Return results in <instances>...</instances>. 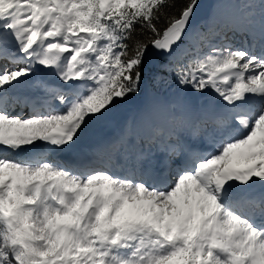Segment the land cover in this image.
<instances>
[{"label":"bare ground","instance_id":"6f19581e","mask_svg":"<svg viewBox=\"0 0 264 264\" xmlns=\"http://www.w3.org/2000/svg\"><path fill=\"white\" fill-rule=\"evenodd\" d=\"M63 4L60 0H0V32L3 36V40H0V66L7 65L13 68L6 79L11 78L12 74L23 70L25 74L16 84L26 86L22 91L28 93L36 101L50 105V107H33L28 111L24 105H19L14 100L7 99V106H4L8 111L4 112V106L0 102V205L2 204L5 213V215H0V240L8 235L5 225H12L13 221L16 223L13 226L16 238L13 239L12 243L7 241V256L0 250V264H19V261L22 264H27L28 259L35 261L36 264H99L98 261L102 258L99 256L100 252H96L97 245L92 243L91 240L101 242L109 233L111 236L110 245L113 249L117 248V244L113 239L118 238L120 244L138 243L142 245L140 253L142 255L153 252L166 253L168 258L174 261L178 240L174 236L169 237L170 228L169 226H163V217L154 218L150 222L146 220L138 222L135 219L133 220L132 216H127V214L124 218H120L118 216V210L121 208L118 205L120 204L111 198V191L106 189L107 186L106 188L98 187L94 191L85 192L83 202L77 205L78 210L72 209L66 216L67 220L71 222L66 235H61L60 225L53 221L51 229L53 238L50 240L41 233V225L37 222L30 220L28 223L37 232L27 227L26 215L37 218L43 213H38L36 210L29 213L28 208H39V203L36 199H32L29 204H26L23 202L21 195L27 197L30 195L28 191L34 190L35 196L36 192H39L42 196L56 195L57 200H60L64 193L72 201L74 193L71 189H74L75 186L95 185L104 180L100 173H110V170L117 171L114 179L149 180L148 183L159 190L169 189L173 181L178 183L177 180L182 178L183 175L184 177L180 179L181 182L178 185L183 184L181 186L182 190L180 189L181 193L188 190L189 186L196 182L206 185L208 178L204 177L210 171L213 173L214 168L212 163L207 162L212 161L214 157L222 153L223 145L232 140L237 131V128H230V113L223 108V102L230 103L232 95L224 88L225 85L220 81V78L233 75V82L240 83L241 88L239 87L238 90L236 88L233 96L235 95L236 100L247 103L242 108L251 116V125L245 129L246 131L241 138L229 144L243 145L244 141L250 139V131L255 126L257 115L260 114L258 117L264 118V78L257 75L261 74L262 71L264 74V47L258 42V36L255 37L254 20H247L246 16L249 15V11L244 12L241 15L242 18L239 17L237 14L238 9L233 7L229 0H214L208 18L191 26L180 37L188 42V39H193L201 26L210 28L217 25L221 20L225 21L222 22L223 24L231 27L232 34L225 32L217 39H221L222 36L225 39L230 38L228 44L232 47H229L230 49L228 48L226 51L233 57L234 61H237L226 63L223 69H217L214 77H212L215 84L207 83L211 85L209 88H200L195 83L192 87L186 86V88L178 85L174 89L172 87L171 92L161 93L162 95L155 101H153V98L142 96V98H131L118 105L112 103L98 112H92L88 119L89 123L85 127V132L77 140L76 136L79 130L84 129L81 125V115H79L76 119H72V124H69L71 121L68 120H66L64 126L61 124V134L58 138H55L56 145H59L60 140H72L69 141L70 144L64 154L59 155L58 158L52 157L49 159L45 153L46 144L44 143H54L50 141V137H53L55 131H51L42 138L40 143L33 142L34 146L30 150L38 151L33 156L15 159L13 155L17 153L18 149L23 148L17 146L18 144H16L13 137L18 132L15 131L16 127L24 132L28 129L35 132L37 128L45 124L46 116L56 115L54 113L60 105L66 110H71L81 104L82 101H78V97H85L87 93L82 92L80 85L76 83L82 82L83 86H87V81L92 79L95 82V86H93L95 88L102 86L99 78L104 73L108 74L107 70L103 72L99 69L101 60L98 63L97 56L93 54V42L89 43L88 41L86 43L87 37L83 38L86 36L83 35L84 32L78 36L71 28L70 22L69 24L67 22L65 25L63 24V15L67 11ZM5 7H8L7 11ZM252 10L261 11L260 8H252ZM226 16L231 17L232 21L227 22ZM235 17L242 20L235 19ZM167 42L173 43L172 39H168ZM221 43L220 40L219 51H224L225 46L223 45L222 49ZM98 46L95 47L96 50H99L97 49ZM23 52L24 54H22ZM257 52L261 56H256L255 53ZM98 55L101 58V51L98 52ZM72 71L79 73L75 79L76 83L69 82L67 86H61L57 82V78H53L58 74V78L66 82V77L70 75L68 72ZM0 75L6 76L3 72ZM198 79L202 80L200 77ZM71 80L69 79V81ZM254 82L255 84H253ZM260 84H262L261 89L255 91V85L259 86ZM150 88L154 91L157 89L155 87ZM5 89H8V87H5ZM195 89L201 93H206V96L195 95L192 93ZM54 97L61 98L63 102L56 104ZM217 97L227 99L218 101L219 98ZM205 98L217 102L205 101ZM230 108L232 107L230 106ZM32 115H38L39 118H31ZM173 117L177 119L172 121ZM242 126L243 124H241ZM207 128L218 134L219 151L212 152L207 156H200L197 151H192L188 155L192 162L185 165L188 167L184 170L180 169L179 166L167 165L165 172L152 176L151 171L143 175L137 169L139 167L143 169L141 165H144V163L137 160L135 154L139 152L150 153L144 144L154 145L163 151H174L178 148V141L182 137H186L192 143L194 136L201 134L203 141L209 142L213 136L210 138ZM256 135L257 139L244 147L245 152L252 143H264V123L257 130ZM240 139L242 140L240 141ZM20 142H24L22 137ZM182 148L183 146L179 147V153H181ZM7 149H9V152H7ZM39 151L43 153L41 160L48 159L56 165L57 169L53 172L56 174V179L30 176L41 170L37 164V159L40 156ZM11 152L13 154L10 155ZM63 156H65V159ZM8 159L16 161L18 164L9 163ZM197 160L199 162L195 163ZM237 161H233L225 169L224 179L221 182L223 187L227 186L224 193L222 194L221 190H215L216 197L207 203V208L213 206L219 208V211L213 217H206V220L201 223L202 227H209L210 232L207 231V237L214 244L213 248L217 250L221 258L224 257V252L220 250V246H227L225 244L227 237L224 238V235H219V232L228 231L227 228L223 227L222 214L224 210L235 212L238 216L245 218L252 227L254 225H264V170L257 171L254 170V166H246L245 164L238 166L239 161ZM146 169H150L148 163ZM16 170H19L20 173H17ZM124 171L128 172V176L123 174ZM195 171H200V178L196 175L187 176V174ZM151 176L152 178H150ZM29 177H31V180L27 181ZM71 177L79 180L73 183ZM66 178L69 180V184H65V187H63L61 183ZM135 186L142 185L135 183L129 185V187ZM66 187L68 188L66 189ZM198 187H201V191H203L200 184ZM196 190L198 192V189ZM203 194L195 198L190 196L187 204L198 206L199 202L205 201ZM161 196L166 199L167 195L159 193V197ZM184 196V199L179 201V198L174 195L176 202L185 203L187 195ZM223 198L224 200L221 201L220 199ZM104 203H107V207L103 210L100 220L93 224L92 216L95 212V206ZM218 203L221 204V207L217 206ZM23 208L25 210L21 215ZM206 210L196 209L195 212L202 214ZM116 213L117 219L113 223H109ZM233 219L237 218L234 217ZM21 222L25 225L23 228ZM76 227L79 228L78 237L81 239L74 236ZM231 228H235V225H232ZM89 231H92L91 234H89ZM122 232L125 233L122 234ZM25 233H28L35 241L37 238H46V242L55 243L54 247L61 243L62 248L45 247L42 249L41 243H29L28 234ZM139 235H142V237L136 238L131 243L125 241L126 238ZM258 235L264 237V233ZM85 236H90V240H85ZM148 238L157 242L159 246L157 248L151 247L146 243ZM231 238H235V235H231ZM11 246L15 247L10 248ZM26 252L30 254L26 256ZM43 252H50L52 255L49 259L35 256ZM130 253L131 251H127L123 255L117 254L102 260L104 264H112L114 259L121 258L118 264H129L123 256L127 255L128 258ZM14 257L18 258V263L12 261ZM54 261L55 263H52Z\"/></svg>","mask_w":264,"mask_h":264},{"label":"rangeland","instance_id":"374dc122","mask_svg":"<svg viewBox=\"0 0 264 264\" xmlns=\"http://www.w3.org/2000/svg\"><path fill=\"white\" fill-rule=\"evenodd\" d=\"M67 1L69 3L68 6L69 9L63 15V24L65 25L66 22L67 24H69L70 22L71 28L73 29V31H75V33L78 36L81 35L82 32H84L83 35L86 36H84L83 38L87 37L85 42L86 43L88 41L89 43L93 42V46H94V49H92L93 53L96 50L95 47L99 45L97 48L99 49L98 51H101V64L99 69L103 72L107 70L108 74L106 75L104 73L99 78L100 82H102V86H98L93 93L88 94L85 100L82 101V98L80 97L78 98V101H82L78 107L71 110H60L54 113L56 115L50 114L46 116L47 119H45L46 120L44 122L45 124H43L42 127L37 128L35 132L31 129L25 130L24 132L22 130H19L18 127H16L17 129L15 131L18 132H16V135L13 137L15 138L18 147H23V148L29 147L28 144L37 142L38 140H40L38 141L40 143L42 138L45 135H48V133L52 131L51 129L54 127L55 124H59V125L62 124L64 126V124L67 122L66 120L68 119H69L68 121H71V123L69 124H72V119H76L79 115H81L82 118L81 125L84 127V129L79 130L76 136L77 137L76 139L78 140L80 138V135L83 132H85V127L89 123L88 119L89 116L92 115V112L93 111L98 112L99 110H102L105 106H108L115 102V100L119 96L118 91H115L110 98L102 99V97L105 94H107V92H111V90L113 89V85H115L119 81L122 72L128 69L129 66L134 64V62H131L127 64V67H125L119 61L117 57L118 56L117 53L111 47L113 38L115 36L111 28L112 24L108 20L103 21V15L112 9L114 3L117 1L119 2L120 5L122 4L123 0H102V1L100 0L98 4L99 15L96 18L93 17V13H91L90 10L88 11L86 9L87 7L86 4L88 3L90 4L91 0H67ZM129 1L131 3H135L137 0H129ZM246 7H248V5H246L245 8ZM230 18L231 17H227V22L232 21V19ZM236 18L239 17H235V19ZM239 20L242 19L239 18ZM203 27L204 26H201V28L199 29H203ZM199 29L197 30V32L199 31ZM212 33L213 30L211 31V34ZM228 34H232V29L231 32ZM191 39L192 38L188 39V42L191 41ZM166 40L167 39L163 37L158 44L152 46L150 52L146 54V56L141 58V62L144 64V68H145V71L143 72V77H144L143 89L140 93L141 98L142 96L143 97L146 96L150 98L154 97L155 99V95H157V93L151 91L152 88L150 87L157 88L156 90L160 92L159 94L164 92L168 93L167 91L171 92L172 89L171 90L169 89L172 87L174 89L178 87V85H182L184 88H186V86L192 87L193 83L196 82L195 79L196 73L193 72L191 76L188 77L189 75L187 73L188 72L187 67H183L180 64L181 62L184 63V61L188 58L189 52L192 53L193 51H199L201 55L200 56L201 60L206 62V64L208 65L212 64L213 66L220 67V69H223L225 67V64L228 62L233 63L237 61V60L234 61L233 57L230 56L229 53L226 51L228 50L229 47L232 46H229L228 44L229 39H225L223 36L221 38V42H222L221 48L223 49L222 46L224 45L225 46L223 49L224 51H220L219 53L217 52V54H213V51H217L216 46L210 45V47L212 46L211 51H209L208 49L206 50L201 48L200 50L192 49L188 52L189 48H187V46L185 45L188 44V42H186V40H184L183 38L179 37V39L172 45L168 44ZM204 44L206 45V43ZM202 51L207 52L208 56L202 53ZM162 65H167V67L172 68L171 71H167L169 77L167 75L165 77H161L160 73L157 74V72L155 71V69L161 67ZM200 74L202 73L200 72ZM262 74L263 71L261 74L259 73L257 75L259 77L263 76L264 78V74L263 75ZM171 81H173L172 83L173 86L171 85ZM238 83L239 82L237 81L234 82L233 84L234 89L237 88L238 90L241 88L240 83L239 84ZM196 84L200 88H205V87L209 88L211 86L210 84H207V82L204 84L203 81L200 82L198 81V83ZM253 84H255V82ZM261 87L262 84H260L259 86L255 85V91H257V89H261ZM96 104L97 106L96 108H94L93 106H95ZM82 112L83 114H81ZM37 116L38 115H32L31 118L33 117L39 118ZM258 116H260V114L257 115L255 126L250 131L249 140L244 141L243 145L240 144L232 145L229 144L231 142H227L225 145H223L224 149L222 153L219 156L214 157L212 159V161L214 162L213 163L214 166H216L215 167L216 170L213 169V173L212 171H210L206 174V178H208L206 180L207 182L206 185H203L201 182H199V184L203 187L204 192L201 191L202 188L198 187L199 184L196 182L197 184L194 183L190 185L188 190H185L183 191V193H181L182 190L181 186H183V184H180L181 186L178 185L181 182L180 179H182L184 175L182 176V178H179L177 180L178 183L176 182L174 183L173 181L171 187L165 190H159L153 186L144 185L140 183V181L138 180L137 182L134 183L137 185L142 184V186L129 187L130 184H128V182L123 180L121 181L104 180L101 181L99 185H96L98 187H105V188L107 186L106 189H109V191L111 190L116 191L117 194L114 197V201L115 202L121 201L120 205H118L119 207H121L119 208L120 210H118L119 212L118 216L120 218L121 217L124 218L126 214L129 217L132 216V218H135L136 216H140V217L145 216L146 221L150 222L154 218L159 219L163 217V221H162L163 226H169L170 228L169 237L174 236L178 240L176 257L174 261L171 258H167L165 261H162L160 263L157 260H155L153 261L152 264H204L201 262V259L204 257V255L208 258V262H206V264H213V263L217 264V262L220 264H264V237L258 235L259 233L255 232L254 229H251L250 226L245 224L243 225L242 217L238 216V219H233L232 212H229L227 210L223 211L222 214V217L224 219L223 227L227 228L228 231L225 232L220 231L219 235L222 236L224 235V238L227 237L225 244L227 245V247L228 246L230 247L229 249H231V252H229L228 254L225 253L226 255L222 258L220 255L216 253L217 250L213 248L214 244H212V242L207 237L208 232H210L208 230L209 227L201 226L202 221H205L206 217H213L215 216L216 212L219 211V208L217 207L210 206L209 208H207V203H209L212 198L216 197L214 191L220 190L219 186L224 179V172L226 167L230 166L233 163V161L234 162L237 160L242 161L243 159H245L246 156L256 152L255 150L257 149H259L258 150L259 160L249 161L250 163H248L247 165L252 166V164L255 163H260V162L264 163V144L259 145L258 148L253 149V151L245 152V148H244L245 146L249 145L251 141L257 139L256 132L258 129H260V127H262L264 123L263 121L264 118ZM241 136L242 135L238 136L237 139L241 138ZM21 137L24 139V142H20ZM242 139H240V141ZM32 140H37V141H32ZM232 142H236V141H232ZM7 161L12 164L13 163L18 164L16 161L13 160L8 159ZM244 164H246V162ZM11 169L15 170L14 168ZM259 170L260 171L264 170V166L260 165L257 171ZM16 171L17 173H20L19 170ZM253 173H259V172H253ZM36 174H31L30 176H36ZM194 175L200 178V171H195L193 173L187 174V176L189 177ZM71 178L73 183L79 180L75 177H71ZM194 179L198 181L196 177H194ZM30 180L31 177L27 178V181ZM62 182L64 184H69V180L67 178L65 180H62ZM118 183H124V185H118ZM184 186L186 187V184ZM195 188L198 189V192H196L197 190ZM159 193L160 194L165 193L167 195L166 199L163 196L159 197ZM202 193H204L203 195L205 196V201H201V203L199 202L198 206L196 207L193 206L192 204H187V201L190 198V196L192 198H195L201 196ZM174 195L179 198V201L184 199L185 197L184 195H187L185 198V203L176 202ZM218 205L219 207H221L220 203H218L217 206ZM196 209H199L201 211L207 209L206 215L199 217L195 212ZM57 217L58 216H56L51 221L50 220L47 221L46 219L42 218V214L37 218L31 217L30 215H26L25 220L27 221V227L32 228V231L35 230V232H37V230L33 229V227L28 225L29 221L33 220L38 224H40L41 233L45 235L48 240H50L53 238L51 235V229L53 227L52 223L53 221H55ZM50 224H52L51 228H50ZM232 225H235V228H231ZM92 231H89V234H91ZM41 233L38 232V234L42 236ZM231 235H235V237L239 236V238L241 237V242L238 245L233 243L231 241ZM46 238H37L36 240V242L41 243L42 249L45 247L56 248V249L62 248L61 243H59L56 247H54L55 243L46 242L47 241ZM43 239H45V241H43ZM7 241L8 238L5 236L4 239L0 240V250L6 256L8 252ZM226 251L228 252V250ZM41 254L42 256L46 255L45 257H40L43 259H49V257H51L52 255V253L50 254V252L49 253L43 252ZM155 254L163 255V253H155ZM12 261L14 263H18V258L14 257ZM98 263L103 264V262H98Z\"/></svg>","mask_w":264,"mask_h":264},{"label":"trees","instance_id":"16d2710c","mask_svg":"<svg viewBox=\"0 0 264 264\" xmlns=\"http://www.w3.org/2000/svg\"><path fill=\"white\" fill-rule=\"evenodd\" d=\"M99 1L91 0L90 6L87 7L88 11L92 10L94 17L99 15ZM191 1L137 0L131 3L129 0H123L120 5L116 1L112 9L103 15V21L108 20L112 24L111 28L115 36L111 47L117 53L119 61L125 67L128 63L134 62L122 72L119 81L113 85L111 95L118 91L120 100L125 101L141 93L145 71L141 58L150 52L153 44L164 35L165 29L180 16ZM205 35L206 32L203 37ZM185 64L190 69L204 65L199 59V54H189ZM171 70L172 68L167 65L155 69L161 77L166 75L169 77L167 71ZM96 106L97 104L93 107ZM201 262L206 264L208 258L204 256ZM217 264L220 263L217 262Z\"/></svg>","mask_w":264,"mask_h":264},{"label":"water","instance_id":"95a60500","mask_svg":"<svg viewBox=\"0 0 264 264\" xmlns=\"http://www.w3.org/2000/svg\"><path fill=\"white\" fill-rule=\"evenodd\" d=\"M213 4L214 0H192L180 16L165 29V35L162 38L172 39L173 43H167L174 44L180 35L186 33L191 26L208 18L209 10ZM160 40L156 41L154 45L158 44Z\"/></svg>","mask_w":264,"mask_h":264}]
</instances>
